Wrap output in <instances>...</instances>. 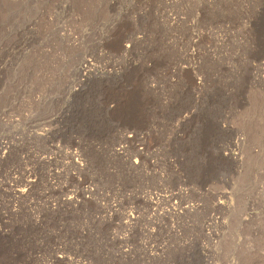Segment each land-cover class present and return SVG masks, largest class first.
<instances>
[{"label":"rangeland","instance_id":"1","mask_svg":"<svg viewBox=\"0 0 264 264\" xmlns=\"http://www.w3.org/2000/svg\"><path fill=\"white\" fill-rule=\"evenodd\" d=\"M166 1L0 0V264H264V0ZM190 19L198 88L174 69ZM17 155L36 181L23 200ZM155 193L176 196L155 200L161 217Z\"/></svg>","mask_w":264,"mask_h":264},{"label":"bare ground","instance_id":"2","mask_svg":"<svg viewBox=\"0 0 264 264\" xmlns=\"http://www.w3.org/2000/svg\"><path fill=\"white\" fill-rule=\"evenodd\" d=\"M166 1V0H165ZM167 2V1H166ZM166 2H165V4H166ZM156 9H158V8H156ZM164 10V9H163ZM162 10V11H163ZM165 11V10H164ZM171 12V11H170ZM173 13V12H172ZM172 13H166V19H167V21H166V23H171L173 26H175V25H178L180 22H182L183 21V19L181 18V17H179L178 15H175V14H172ZM179 14V13H178ZM162 15V14H161ZM181 16H183V15H181ZM165 17H163L164 18V20H165ZM194 18V17H193ZM196 18L197 17H195V20H196ZM190 20H192V19H190ZM190 20H188V22H190ZM197 21V20H196ZM185 22H187L186 21V19H184V23ZM183 23V24H184ZM195 25H197V23L195 24V21L194 20H192V22H190L189 23V30L191 31V39H190V41H188L189 42V49L186 51V57H185V60L187 59L188 61H191V63H186L185 65H183V66H177V67H175L174 69H175V71H182V72H186V74H189L190 76H191V83H192V85L195 87V88H198V85H199V83H198V78L196 77V73L194 74V67H193V65H196V63L194 62V61H196L197 60V58H198V56L200 55L199 53H198V50H197V43H199L198 41L200 40V38H201V34L199 33V35H197L196 33H194V30H192L193 28L195 29ZM197 28V27H196ZM62 30V29H61ZM198 30H199V28H198ZM63 31V30H62ZM61 31V32H62ZM64 32V31H63ZM195 32H196V30H195ZM209 32V31H208ZM211 32V31H210ZM131 33V32H130ZM198 33V32H197ZM205 33V32H204ZM190 34V33H189ZM210 34V33H209ZM125 35V34H124ZM208 35V34H207ZM132 37H133V35H131ZM189 36V37H190ZM206 36V35H205ZM210 36V35H209ZM212 36V35H211ZM122 38H119L118 39V41H117V46H115L116 48V51H117V53H120L121 54V56H123V55H127L129 52H130V50H131V48H132V46H133V39L132 38H130V36L128 35V36H121ZM203 37V36H202ZM204 38V37H203ZM205 38H207V37H205ZM198 40V41H197ZM135 43L136 42H134V45H135ZM74 44H75V42H74ZM200 45V44H199ZM132 51V50H131ZM209 51V50H208ZM206 52V51H205ZM113 54H115V53H113ZM121 56H119L120 58H121ZM91 57V56H90ZM119 57H117V58H119ZM115 58V57H114ZM116 58V59H117ZM91 59H92V57H91ZM115 59V60H116ZM128 59H126V61H127ZM131 61V60H130ZM93 62V61H92ZM95 62V61H94ZM132 62V61H131ZM115 63V62H114ZM118 63V62H117ZM116 63V64H117ZM260 63V62H259ZM122 64V63H121ZM132 64V63H131ZM118 65V64H117ZM128 65H129V63H128ZM115 65H113V67H114ZM119 66V65H118ZM124 66V65H123ZM130 66V65H129ZM133 66V65H132ZM120 67V66H119ZM264 67V66H263ZM91 68H92V63H91V60H88V59H82V60H80V62H79V64L76 66V68H75V70H74V72H76V74H77V77H78V80H79V82L80 83H83V81H85V80H87L88 79V77L90 76V74H91V72H90V70H91ZM108 68V67H107ZM110 68V67H109ZM118 69V68H117ZM260 69V68H259ZM104 70H106V69H104ZM117 70H115V68H110V69H108L106 72H107V74L108 75H112L113 76V74H115V72H116ZM122 71V70H121ZM262 71V70H261ZM172 72V71H171ZM170 72V73H171ZM120 73V72H119ZM258 73V72H257ZM118 74V73H117ZM175 74V73H174ZM171 75V74H170ZM260 75V74H259ZM189 77V76H188ZM81 79H84V80H81ZM190 82V81H189ZM190 83V84H191ZM79 84V83H78ZM194 88V89H195ZM46 133V132H45ZM41 135V134H40ZM15 140V139H14ZM125 140V139H124ZM6 141V140H5ZM7 142V141H6ZM126 142H129V140H126ZM125 142V143H126ZM14 143V142H13ZM12 144V143H11ZM9 147H11V146H9V143H5V142H0V160H2L3 158L5 159V156L6 155H8V149H9ZM12 148V147H11ZM10 153V152H9ZM65 154V153H64ZM67 154V158H69V159H74V158H76V155L74 154V153H72V152H67L66 153ZM144 154V153H143ZM142 153H139V155H143ZM10 155V154H9ZM53 155V154H52ZM54 155H56V154H54ZM138 155V154H137ZM18 157H19V162L22 164V166L21 167H23V166H26L30 161H29V159H30V157L28 156V155H17ZM63 156V155H62ZM49 157V156H48ZM140 157V156H139ZM35 158V157H34ZM59 159V158H58ZM64 159V158H63ZM32 160V159H31ZM35 161L36 162H42V163H44V165H48V166H53V163L55 162V157H53V158H45V157H41V156H37V158L35 159ZM67 161V160H66ZM69 161V160H68ZM74 161V160H73ZM32 162H33V160H32ZM37 164V163H36ZM40 164V163H39ZM69 165V164H68ZM27 167V166H26ZM24 168L23 167V169H19V178L18 179H14V180H12V178L9 180L10 181V186H9V188L7 189V191H8V193L10 194V196H11V198L12 199H14V200H17V199H21V200H23L22 198H24L25 199V197H26V195H28L29 194V192L31 191L30 189L33 187V185H35L36 184V181H35V177L33 176V171H32V169H27V168ZM78 167V166H77ZM29 168V167H28ZM33 168V167H32ZM58 169V168H57ZM63 169V168H62ZM10 170V169H9ZM14 170V169H13ZM66 170V169H65ZM45 174V173H44ZM58 175V173H57V171H55L54 169H48V171H47V187L45 186V188H47V190H46V192L45 193H43L42 195H43V198L45 199V203H46V206H47V208L49 209V210H54V206L55 205H53L54 204V202H56V201H58L59 199H60V197L58 196V198H56L57 200L55 201L54 200V197H53V194H55L57 191H58V189L59 188H57V186H56V184L53 182V178H52V176L54 177V175ZM64 177V176H63ZM55 178V177H54ZM65 185V184H64ZM6 187V186H5ZM61 187V186H60ZM42 189H43V187H42ZM60 189H62V188H60ZM82 191L79 193V194H77L76 193V197H73V192H72V194H71V192H66L67 190L66 189H62V191H63V193L64 192H66L67 193V195L65 196V199L63 200L64 202H66V203H69V205L70 204H76V203H78V200L76 201V199H78V198H84V196L86 195L87 196V194L88 193H90V190H89V188L88 187H86V188H83V189H81ZM59 191H61V190H59ZM79 192V191H78ZM35 193V192H34ZM35 195V194H34ZM70 195L72 196V197H70ZM133 196V195H132ZM63 197V196H62ZM150 197V195L149 196H144L143 198L145 199H147V200H145V201H147V203H149V206H150V209H152L153 210V208L154 207H159V204H157V202H159L160 200H162V202H165L166 204H168V203H170L171 201H173V200H175L176 199V196L174 195V194H172V195H170V196H167V197H165V196H161V195H158L157 193H155V195H154V199L153 198H151L150 199V201H148L149 198ZM142 198V199H143ZM43 199V200H44ZM37 200V199H36ZM80 200V199H79ZM155 200L157 201V202H155ZM13 201V200H12ZM137 201V200H136ZM144 201V200H143ZM144 201V202H145ZM52 202H53V204H52ZM13 204V203H12ZM24 204V203H23ZM140 204V203H139ZM164 204V203H163ZM57 205V204H56ZM60 205V204H59ZM65 205H68V204H65ZM68 205V206H69ZM77 205V204H76ZM16 206V205H15ZM74 206V205H73ZM78 206V205H77ZM110 206V205H109ZM111 207V206H110ZM138 208V207H137ZM193 207H188V208H185V212L186 213H190V212H192L193 211ZM112 210V209H111ZM131 210V209H130ZM133 210V209H132ZM131 210V211H132ZM152 210H150V211H152ZM157 209H155V210H153V212H154V215H155V217H161V215H159V214H161V213H159V210H158V212L156 211ZM50 211V212H51ZM149 211V212H150ZM152 212V213H153ZM157 212V213H156ZM137 213V212H136ZM159 213V214H158ZM173 213L175 214V216H178V215H176V214H178V213H176V211L174 212L173 211ZM139 214V213H138ZM158 214V215H157ZM166 214L167 215H169V216H172V213H170V212H168V213H164V215L166 216ZM150 215H151V213H150ZM163 215V214H162ZM163 215V216H164ZM133 216V214L131 215V216H128V215H125V217H123V218H125V219H127V222H128V225H130V223L132 222V221H134V216ZM141 216V215H140ZM166 219V218H165ZM154 222V221H153ZM152 224V223H151ZM158 225V224H157ZM168 227H169V225H168ZM172 229V228H171ZM129 230V229H128ZM130 231V230H129ZM174 231V230H173ZM173 233V232H172ZM169 234V233H168ZM172 235V234H171ZM176 236V235H175ZM124 237V236H123ZM170 237V236H169ZM179 238V237H178ZM120 241V240H119ZM168 241V240H167ZM126 244V243H125ZM123 245V244H122ZM161 245V244H160ZM145 246V245H144ZM164 246V245H163ZM152 248V247H151ZM164 251V250H163ZM123 252V251H122ZM129 252V251H128ZM158 252H161L159 249H158ZM153 253V252H152ZM58 255H59V253H58ZM60 255H62V254H60ZM64 255V254H63ZM155 255V254H154ZM65 256V255H64ZM149 256H150V254H149ZM55 257H57L56 255H55ZM61 257V256H60ZM66 257V256H65ZM62 258V257H61ZM64 258V257H63ZM65 259V258H64ZM59 261V260H58Z\"/></svg>","mask_w":264,"mask_h":264}]
</instances>
